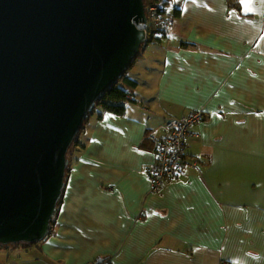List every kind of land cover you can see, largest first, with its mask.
I'll use <instances>...</instances> for the list:
<instances>
[{
    "label": "crops",
    "instance_id": "1",
    "mask_svg": "<svg viewBox=\"0 0 264 264\" xmlns=\"http://www.w3.org/2000/svg\"><path fill=\"white\" fill-rule=\"evenodd\" d=\"M179 6L175 36L149 43L163 53L153 104L134 91L123 113L92 116L51 234L0 248V264H264V0ZM195 110L187 165L153 191L149 134Z\"/></svg>",
    "mask_w": 264,
    "mask_h": 264
},
{
    "label": "water",
    "instance_id": "2",
    "mask_svg": "<svg viewBox=\"0 0 264 264\" xmlns=\"http://www.w3.org/2000/svg\"><path fill=\"white\" fill-rule=\"evenodd\" d=\"M145 0H0V245H38L68 154L145 44Z\"/></svg>",
    "mask_w": 264,
    "mask_h": 264
},
{
    "label": "built area",
    "instance_id": "3",
    "mask_svg": "<svg viewBox=\"0 0 264 264\" xmlns=\"http://www.w3.org/2000/svg\"><path fill=\"white\" fill-rule=\"evenodd\" d=\"M181 0H147V35L151 43L173 38L176 3ZM131 98H128L130 101ZM206 117L204 110H195L180 119L170 118L165 123L163 136L152 131L148 139L154 144V163L147 169L150 187L159 191L169 180L180 176L187 165L186 153L191 128ZM197 136V135H195Z\"/></svg>",
    "mask_w": 264,
    "mask_h": 264
},
{
    "label": "rangeland",
    "instance_id": "4",
    "mask_svg": "<svg viewBox=\"0 0 264 264\" xmlns=\"http://www.w3.org/2000/svg\"><path fill=\"white\" fill-rule=\"evenodd\" d=\"M142 57H139L133 67H131L128 72L127 76L131 78L133 81L139 80V87L138 89L135 88V94L136 98L138 100H141L142 98H145V95H155L156 91V83L157 78L159 76V73L161 72V65L159 61L162 63V51L159 49L151 46L150 44H145L141 51ZM137 90V91H136ZM152 97H149V99ZM143 103L146 102V100H141ZM146 105H152L153 103H145ZM95 115L98 117L101 114H104L105 111L102 110L99 107H96L95 109ZM94 115V116H95ZM93 116V115H92ZM90 117L88 124L86 125L85 131L89 130L91 132L93 123L92 121L95 120V118ZM86 132L82 136V140H85ZM74 151H77L76 148ZM75 157H77V152L74 154Z\"/></svg>",
    "mask_w": 264,
    "mask_h": 264
},
{
    "label": "trees",
    "instance_id": "5",
    "mask_svg": "<svg viewBox=\"0 0 264 264\" xmlns=\"http://www.w3.org/2000/svg\"><path fill=\"white\" fill-rule=\"evenodd\" d=\"M146 3H147V0H145V4ZM180 3H181V1H178L176 3L175 17H176V15H178L180 13V11H179L180 10V6H179ZM139 57H141V54L138 56V58ZM135 62H134V64H135ZM137 86H138V84L135 81H133L131 78H129L127 76V73H126L124 75V77L117 84L108 88V90L105 93L104 98L99 102L97 107L101 108L105 112H112V113H117V114L123 113L125 111L126 101L128 100L129 97H131L134 94L135 88ZM94 114H95V111H94ZM87 124H88V122L86 123V125ZM86 125H85L83 131L81 132L80 136L73 143V146L71 147V149L69 151V154H68L69 167H68V172L66 175V184H67V180H68V174L70 173L72 162H73L72 152L74 151L75 148L77 149L80 147H84V143L82 141V136L85 132ZM63 197H64V195H63ZM62 201H63V198L59 201V203L57 205L58 211H57L56 217L59 213ZM56 217H55V219H56ZM54 225H55V220L52 223V227H51V231H50L49 235L51 234ZM33 246H37V245H32V246L31 245H26V246H22V245L1 246L0 245V248H6V249H10L11 247L29 248V247H33Z\"/></svg>",
    "mask_w": 264,
    "mask_h": 264
},
{
    "label": "snow or ice",
    "instance_id": "6",
    "mask_svg": "<svg viewBox=\"0 0 264 264\" xmlns=\"http://www.w3.org/2000/svg\"><path fill=\"white\" fill-rule=\"evenodd\" d=\"M243 4L245 9H248L250 7V0H243Z\"/></svg>",
    "mask_w": 264,
    "mask_h": 264
},
{
    "label": "clouds",
    "instance_id": "7",
    "mask_svg": "<svg viewBox=\"0 0 264 264\" xmlns=\"http://www.w3.org/2000/svg\"><path fill=\"white\" fill-rule=\"evenodd\" d=\"M128 101V100H127Z\"/></svg>",
    "mask_w": 264,
    "mask_h": 264
}]
</instances>
